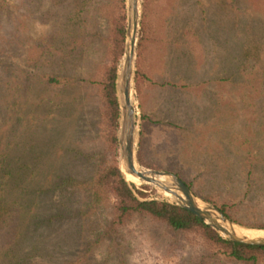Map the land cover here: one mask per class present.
Wrapping results in <instances>:
<instances>
[{
  "label": "rangeland",
  "instance_id": "obj_1",
  "mask_svg": "<svg viewBox=\"0 0 264 264\" xmlns=\"http://www.w3.org/2000/svg\"><path fill=\"white\" fill-rule=\"evenodd\" d=\"M104 2L107 39L84 57L82 74L100 57L109 61L123 27L125 54L128 0ZM140 7V166L176 174L236 223L262 228L264 0H142ZM53 10L50 0H0V264H188L201 233L176 243L147 216L120 219L114 192L108 207L90 214L91 194L79 184L102 165L120 167V147L110 142L96 91L34 83ZM132 184L143 201L174 203L155 185Z\"/></svg>",
  "mask_w": 264,
  "mask_h": 264
},
{
  "label": "trees",
  "instance_id": "obj_2",
  "mask_svg": "<svg viewBox=\"0 0 264 264\" xmlns=\"http://www.w3.org/2000/svg\"><path fill=\"white\" fill-rule=\"evenodd\" d=\"M50 1L54 9L51 15L55 20V24L53 32L45 39V44L39 47L35 68L31 74L35 80L34 83H44L51 89L57 88L62 91L78 86L96 91L101 98L99 105L100 118L105 117V113H107L112 130L110 142L113 147L117 148L120 106L116 81L119 64L124 55L125 28L123 27L121 32H117L121 39L117 41L115 48L110 51L109 61L106 60V56L100 57L99 60L92 62L90 72L82 74L80 69L81 66L84 67L85 65L82 63L84 57L87 58L94 52L96 54L100 52L107 39L102 25L103 20H106V13L103 10L105 2L104 0ZM62 18L64 21H62ZM44 70L46 72H42ZM139 81L138 73L136 79L138 90H140ZM82 100L88 101V97H84ZM82 100L77 98L79 103ZM54 101L52 99L49 104H52L55 108L64 107V104H58ZM68 108L71 111L78 109L73 103H70ZM140 145L143 147V139ZM138 160L140 164L145 165L141 150ZM79 186L85 188L91 194L93 201L90 214L108 207L106 204L110 199L111 192H114L120 201L116 206V209L120 212V219L130 214L147 216L165 225L168 235L176 243L187 233H201L204 243L188 264H223L224 261L264 264V248L226 240L213 228L206 225L198 216L175 204L157 200L142 201L137 198L124 180L117 163L111 166L102 165L91 180L81 182ZM138 193L143 198H147L146 194L140 191ZM221 210L232 218L226 207H221ZM107 225L105 236L109 238L114 221H108ZM259 227L264 228V225ZM117 233L119 234V232Z\"/></svg>",
  "mask_w": 264,
  "mask_h": 264
},
{
  "label": "water",
  "instance_id": "obj_3",
  "mask_svg": "<svg viewBox=\"0 0 264 264\" xmlns=\"http://www.w3.org/2000/svg\"><path fill=\"white\" fill-rule=\"evenodd\" d=\"M134 2L136 4H134L135 15L133 17L131 3L128 0L129 24L126 32V48L116 81L120 106L118 143L121 157L119 170L124 180L136 196V191L128 176H134L142 182L159 187L173 197V204L198 216L226 240L264 248V228L248 227L236 223L218 207L197 196L191 187L176 174L167 171L145 170L140 166L138 160L140 121L137 106L132 103V99L135 100L134 93L136 91V59L141 3L138 7V0H134ZM130 47L132 52L129 56ZM137 198L139 197L137 196Z\"/></svg>",
  "mask_w": 264,
  "mask_h": 264
},
{
  "label": "bare ground",
  "instance_id": "obj_4",
  "mask_svg": "<svg viewBox=\"0 0 264 264\" xmlns=\"http://www.w3.org/2000/svg\"><path fill=\"white\" fill-rule=\"evenodd\" d=\"M130 1V3H131V8H132V14H133V17H134V15H135V11H134V4H136L135 2H134V0H129ZM140 3H141V0H138V7L140 6ZM133 28H134V25H133ZM131 52H132V48L130 47V50H129V56L131 55ZM132 103H135V101L132 99ZM128 179L131 181V182H134V183H139V182H141V180L140 179H138V178H136V177H134V176H128ZM167 196H169V197H172L171 195H168L167 194ZM173 198V197H172Z\"/></svg>",
  "mask_w": 264,
  "mask_h": 264
},
{
  "label": "crops",
  "instance_id": "obj_5",
  "mask_svg": "<svg viewBox=\"0 0 264 264\" xmlns=\"http://www.w3.org/2000/svg\"><path fill=\"white\" fill-rule=\"evenodd\" d=\"M141 90V89H140ZM140 127H141V122H140ZM143 139V147H141V145H140V142H141V140ZM139 151H138V155H139V152H140V150L141 151H143L142 149L144 148V133L142 132H140V138H139Z\"/></svg>",
  "mask_w": 264,
  "mask_h": 264
}]
</instances>
